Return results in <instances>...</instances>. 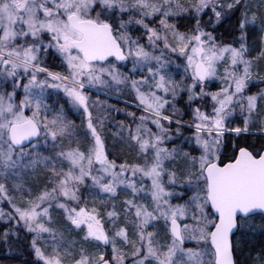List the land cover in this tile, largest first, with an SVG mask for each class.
Listing matches in <instances>:
<instances>
[{"label": "snow or ice", "instance_id": "6c2138e0", "mask_svg": "<svg viewBox=\"0 0 264 264\" xmlns=\"http://www.w3.org/2000/svg\"><path fill=\"white\" fill-rule=\"evenodd\" d=\"M0 264H264V0H0Z\"/></svg>", "mask_w": 264, "mask_h": 264}]
</instances>
